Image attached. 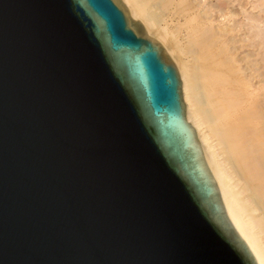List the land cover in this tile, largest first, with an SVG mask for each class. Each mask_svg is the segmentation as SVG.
Wrapping results in <instances>:
<instances>
[{
  "label": "water",
  "instance_id": "water-1",
  "mask_svg": "<svg viewBox=\"0 0 264 264\" xmlns=\"http://www.w3.org/2000/svg\"><path fill=\"white\" fill-rule=\"evenodd\" d=\"M0 264H259L121 0H0Z\"/></svg>",
  "mask_w": 264,
  "mask_h": 264
},
{
  "label": "bare ground",
  "instance_id": "bare-ground-1",
  "mask_svg": "<svg viewBox=\"0 0 264 264\" xmlns=\"http://www.w3.org/2000/svg\"><path fill=\"white\" fill-rule=\"evenodd\" d=\"M121 2L178 68L225 213L264 264V0Z\"/></svg>",
  "mask_w": 264,
  "mask_h": 264
},
{
  "label": "rangeland",
  "instance_id": "rangeland-1",
  "mask_svg": "<svg viewBox=\"0 0 264 264\" xmlns=\"http://www.w3.org/2000/svg\"><path fill=\"white\" fill-rule=\"evenodd\" d=\"M243 3H244V5H246V8H247V10H249L248 12H251V7H250V4H249V2H251L252 0H241ZM245 1H246V3H245ZM252 3V2H251ZM187 4H188V1L186 2V3H183L182 5H180L179 6V9L181 10V9H185L186 7H187ZM248 4V5H247ZM183 7V8H182ZM250 7V8H249ZM160 13V12H159ZM160 14H165V13H160ZM159 14V15H160ZM162 15H160V16H162ZM174 28V29H173ZM172 29V32H176L177 30H176V28L174 27V26H172V28H170V30ZM186 34V33H185ZM183 35H181L180 37H182ZM197 36H198V34H197ZM178 69V68H177ZM179 71V70H178ZM179 75H180V73H179Z\"/></svg>",
  "mask_w": 264,
  "mask_h": 264
}]
</instances>
